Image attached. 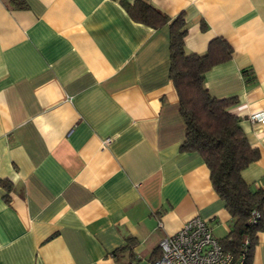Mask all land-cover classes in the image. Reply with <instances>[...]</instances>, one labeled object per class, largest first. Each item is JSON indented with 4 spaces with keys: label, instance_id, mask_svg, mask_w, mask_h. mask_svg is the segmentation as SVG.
<instances>
[{
    "label": "crops",
    "instance_id": "crops-1",
    "mask_svg": "<svg viewBox=\"0 0 264 264\" xmlns=\"http://www.w3.org/2000/svg\"><path fill=\"white\" fill-rule=\"evenodd\" d=\"M122 2L182 14L187 53L231 47L204 84L237 100L259 151L241 176L264 186V124L250 119L264 108V0H0V264H149L194 217L217 239L232 229L201 157L180 151L171 20L154 29Z\"/></svg>",
    "mask_w": 264,
    "mask_h": 264
},
{
    "label": "trees",
    "instance_id": "trees-1",
    "mask_svg": "<svg viewBox=\"0 0 264 264\" xmlns=\"http://www.w3.org/2000/svg\"><path fill=\"white\" fill-rule=\"evenodd\" d=\"M8 1L17 5V0ZM122 4L135 21L154 29L171 20L167 14L143 2ZM185 26L182 14L169 23V76L184 122L185 136L180 151L195 152L201 157L209 170L214 191L224 201L232 218V229L219 239L221 247L232 254L234 264L242 252L245 253L243 264H251L256 234L264 232V186L247 184L241 173L258 159L259 151L248 143L240 119L232 114L237 100L211 97L204 84L205 74L212 67L231 59L232 49L224 40L214 39L205 53H187ZM241 74L246 82L252 80L250 71L243 70ZM1 184L6 190L10 189L9 184ZM131 242L128 240V244L120 249L128 251L130 258L133 257Z\"/></svg>",
    "mask_w": 264,
    "mask_h": 264
},
{
    "label": "built area",
    "instance_id": "built-area-1",
    "mask_svg": "<svg viewBox=\"0 0 264 264\" xmlns=\"http://www.w3.org/2000/svg\"><path fill=\"white\" fill-rule=\"evenodd\" d=\"M250 119L264 124V108L250 115ZM109 142L107 138L102 144ZM258 216L255 213V218ZM158 247L159 257L149 264H234L232 254L223 250L207 222L199 217L186 221L177 233L163 238ZM244 257L242 252L236 264H243Z\"/></svg>",
    "mask_w": 264,
    "mask_h": 264
},
{
    "label": "rangeland",
    "instance_id": "rangeland-1",
    "mask_svg": "<svg viewBox=\"0 0 264 264\" xmlns=\"http://www.w3.org/2000/svg\"><path fill=\"white\" fill-rule=\"evenodd\" d=\"M137 264H148V262H146L145 260H141Z\"/></svg>",
    "mask_w": 264,
    "mask_h": 264
}]
</instances>
